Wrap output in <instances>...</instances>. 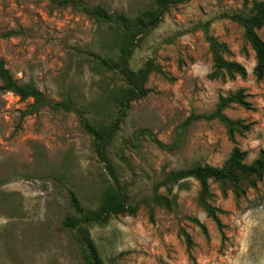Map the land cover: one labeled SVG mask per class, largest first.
I'll list each match as a JSON object with an SVG mask.
<instances>
[{"label":"rangeland","instance_id":"374dc122","mask_svg":"<svg viewBox=\"0 0 264 264\" xmlns=\"http://www.w3.org/2000/svg\"><path fill=\"white\" fill-rule=\"evenodd\" d=\"M80 1L128 19L156 8L155 0ZM252 1L259 0L168 4L155 26L135 35L127 59L133 71L149 60L162 74L148 73L145 94L120 113L112 95L126 85L90 55L115 61L119 28L49 0H0V59L14 79L50 101L69 98L93 124L118 117L102 152L112 178L74 112L41 106L26 113L30 99L0 91V264H89L74 232L62 227L67 190L83 210H95L114 180L136 209L85 225L97 264H264V174L238 198L208 181V202L221 210L222 234L197 204L194 178L154 190L168 171L221 166L233 146L245 152V163L264 149V77L255 79L253 51L240 26L226 17L246 11ZM256 33L264 40V27ZM205 35L226 45L229 53L223 56L244 67L243 77H209ZM238 88L248 108L230 103L223 113L249 128L235 133L234 141L216 118L183 123L211 112L219 95ZM153 191L167 198V207L150 199ZM180 229L190 237L188 250Z\"/></svg>","mask_w":264,"mask_h":264},{"label":"trees","instance_id":"16d2710c","mask_svg":"<svg viewBox=\"0 0 264 264\" xmlns=\"http://www.w3.org/2000/svg\"><path fill=\"white\" fill-rule=\"evenodd\" d=\"M51 3L59 6L70 5L76 10L94 18L98 22L109 24L120 29L122 37L118 43L117 57L113 61L108 57H101L91 53L92 58L98 65L107 69L115 70L122 82L126 85L117 90L112 99L118 106V111L122 113L127 106L128 101L142 96L146 92L143 86L146 76L151 71L162 74L160 68L151 61H145L135 71L127 65V59L134 45V37L137 34H143L151 29L157 23L163 9L170 3H177L183 0H155L156 8L142 11L132 19L126 18L122 14L108 13L100 6H86L80 0H49ZM226 17L235 21L241 28L242 38L248 43L253 51L254 66L252 73L256 80L264 77V40L256 33V30L264 27V0L252 1L250 7L244 11H236L226 14ZM208 52L212 61V71L209 77L232 78L234 75L243 77L245 75L244 67L238 62L226 59L223 55L229 51L223 42L217 41L209 35H205ZM0 91H9L18 96L19 99H30L26 113L35 112L39 107L46 106L50 110L72 111L76 114L82 128L96 142L97 153L105 161V167L109 174L114 178L110 164L102 156L104 148L109 143L113 131L116 127L118 117L107 125L101 123L93 124L91 118L83 116V112L77 106H74L69 98H62L58 101H50L45 95L29 83H19L14 79L9 70L4 66L0 59ZM242 88L228 92L225 95H219L214 108L206 114L191 115L183 123L188 122L190 118H216L224 127L227 138L234 141L235 133H242L249 128L248 123H244L238 118H229L223 113V109L230 103H236L244 108H248V102L244 99ZM159 147L167 148L158 140L152 138ZM245 152L237 146H233L229 155L221 166L216 167L209 164H195L185 169L171 170L164 174L163 178L156 182L154 190L159 186H168L177 183L183 179L194 178L198 183V192L196 196L197 204L203 209L205 214L214 222L217 230L222 234V223L218 217L221 210L208 202L210 195L208 181L212 180L218 183L222 193L229 189L235 198L244 196L247 189H255L256 183L261 180L264 174V149H259L256 157L249 163L243 162ZM157 204L168 206V200L163 195L153 191L151 198ZM67 203L69 212L62 220V227L68 231H73L75 239L84 249L86 260L89 264H97L98 258L92 240L88 235L85 225L103 221L108 215L120 214L123 212L133 213L136 205H128L125 201V195L122 188L115 180L108 186L101 195L100 204L95 210H83L80 206L74 192L67 190ZM193 221L200 227L202 233L206 235L203 224L196 219ZM185 242V248L188 250L191 245L189 235L182 229L179 230Z\"/></svg>","mask_w":264,"mask_h":264}]
</instances>
